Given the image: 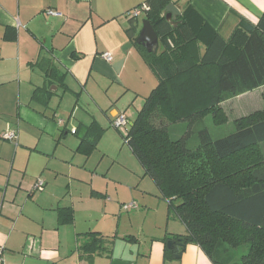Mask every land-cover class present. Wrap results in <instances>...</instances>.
<instances>
[{
	"label": "crops",
	"instance_id": "0c3cea01",
	"mask_svg": "<svg viewBox=\"0 0 264 264\" xmlns=\"http://www.w3.org/2000/svg\"><path fill=\"white\" fill-rule=\"evenodd\" d=\"M145 1L0 0V245L5 264H213L188 241L181 258H175L168 243L186 237V227L169 213L155 182L144 185L148 175L137 158L143 170L136 173L139 180L128 177L124 183L111 168L102 169L106 153H100V143L113 131V118L134 107L128 117L133 123L159 82L127 33L129 13ZM173 3L181 14L189 8L195 30L204 23L211 30L204 32L201 52L212 30L229 39L241 21L256 24L264 14V0ZM8 31L17 38L5 39ZM104 53L111 54V62ZM43 61L64 75V84L51 85L56 74L49 65H38ZM94 123L103 132L87 154L82 138H93L88 128ZM8 132L17 134V142L4 138ZM38 179L45 182L43 191L33 190ZM131 203L136 207L124 208ZM60 209L73 211L71 223L60 222ZM94 232L106 238L104 250L83 257L79 247Z\"/></svg>",
	"mask_w": 264,
	"mask_h": 264
},
{
	"label": "trees",
	"instance_id": "16d2710c",
	"mask_svg": "<svg viewBox=\"0 0 264 264\" xmlns=\"http://www.w3.org/2000/svg\"><path fill=\"white\" fill-rule=\"evenodd\" d=\"M171 2L146 0L140 5L147 6L145 20L158 34L160 52L149 53L137 43L138 18L130 17L127 33L159 82L123 134L125 143L169 202V213L185 225L187 241L213 264H264V111L237 119V131L226 138L215 141L207 129L199 131L194 149L189 147L190 132L177 140L170 137L173 125H193L207 116L216 125L227 123L222 104L228 96L264 87V14L256 24L241 21L229 39L212 30L201 52L204 32L210 29L204 23L195 30L189 8L169 21L166 8ZM16 38L13 31L5 35L7 40ZM38 65H49L56 74L51 62ZM50 81L64 84V75L57 72ZM38 96L37 89L34 98ZM88 129L93 138L86 135L81 145L91 154L103 130L95 123ZM59 213L61 223L73 221L71 209ZM86 237L79 247L83 257L104 250L101 234ZM247 244L248 253L240 263L233 262L230 250Z\"/></svg>",
	"mask_w": 264,
	"mask_h": 264
},
{
	"label": "rangeland",
	"instance_id": "374dc122",
	"mask_svg": "<svg viewBox=\"0 0 264 264\" xmlns=\"http://www.w3.org/2000/svg\"><path fill=\"white\" fill-rule=\"evenodd\" d=\"M145 18L142 17L139 20L140 31L143 27V22ZM139 31V32H140ZM163 49L162 43L159 45V52ZM61 95V94H60ZM67 98H69L67 96ZM66 98V100H67ZM64 104H67L68 101H64ZM71 107V105H70ZM222 107L227 116L228 122L223 125H216L214 123L212 116H207L202 121L195 123L193 125L189 123H183L180 125H173L170 130V137L173 140L180 139L181 135H186L190 132L189 135V147L196 148L199 145V131L203 129H207L213 140H219L222 138H226L237 131L235 121L239 118L254 114L259 111H264V89H260L257 91L250 92L249 94H243L239 96H228L227 100L222 104ZM129 114H125V117L133 116L135 113V108H131L128 110ZM115 118H113L114 120ZM112 120V121H113ZM129 121V120H128ZM112 125V130L100 143V153H106L102 169L111 168V173L118 179H122V182L126 183L128 181V177L132 178V181L135 179L139 180V177L136 176L142 175V166L137 161L136 157L133 155L129 146L125 143L124 139V131L121 129H117ZM123 131V132H122ZM260 150L264 157V143L260 144ZM104 151V152H103ZM94 160L97 161L99 155H95ZM96 158V159H95ZM114 163V164H113ZM141 171V174L139 173ZM136 176V177H133ZM154 184L152 179L147 176L145 179L144 185ZM152 186V185H151ZM125 192H128L126 189H123ZM249 251V245H244L238 249H231L229 252L230 257L233 262H241V259L244 255H246Z\"/></svg>",
	"mask_w": 264,
	"mask_h": 264
},
{
	"label": "water",
	"instance_id": "95a60500",
	"mask_svg": "<svg viewBox=\"0 0 264 264\" xmlns=\"http://www.w3.org/2000/svg\"><path fill=\"white\" fill-rule=\"evenodd\" d=\"M166 12L169 21H176L182 15L179 8L173 2L166 8ZM137 43L143 45L149 53H156L159 49L158 34L148 20L143 22V27L139 32ZM186 244L187 238L181 237L177 241H170L168 243V248L170 250H175L176 253L174 256L176 259H179L185 251Z\"/></svg>",
	"mask_w": 264,
	"mask_h": 264
},
{
	"label": "built area",
	"instance_id": "2783aa9c",
	"mask_svg": "<svg viewBox=\"0 0 264 264\" xmlns=\"http://www.w3.org/2000/svg\"><path fill=\"white\" fill-rule=\"evenodd\" d=\"M147 11V6L143 5L140 7L135 8L134 10H132L129 13V17H133V18H139L141 15H145ZM50 14L52 15H57L54 12H51ZM17 26H20V24L18 23ZM103 58L108 61L111 62L112 61V56L110 53H104L103 54ZM113 126L117 129H121L124 131V133L126 132L127 128L130 126V123L128 121V119L125 117L124 114H119L114 120H113ZM122 131V132H123ZM4 138L10 141H14L17 142L18 136L16 133L14 132H8L4 135ZM45 188V182L43 179H38L36 184L33 187L34 191H43ZM136 204L135 203H131V204H126L124 205L125 209H132L135 208ZM0 264H5V248L3 246L0 245Z\"/></svg>",
	"mask_w": 264,
	"mask_h": 264
}]
</instances>
